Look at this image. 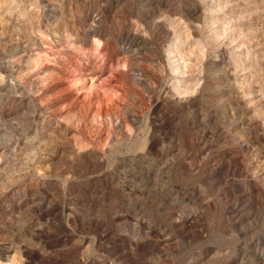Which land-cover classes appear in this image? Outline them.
Masks as SVG:
<instances>
[{
	"label": "rangeland",
	"instance_id": "374dc122",
	"mask_svg": "<svg viewBox=\"0 0 264 264\" xmlns=\"http://www.w3.org/2000/svg\"><path fill=\"white\" fill-rule=\"evenodd\" d=\"M0 264H264V0H0Z\"/></svg>",
	"mask_w": 264,
	"mask_h": 264
}]
</instances>
